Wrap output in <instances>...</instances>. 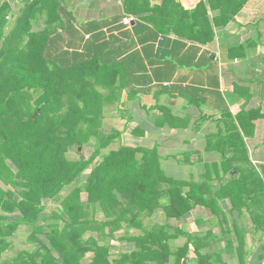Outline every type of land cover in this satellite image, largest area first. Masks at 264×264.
I'll list each match as a JSON object with an SVG mask.
<instances>
[{
    "label": "trees",
    "instance_id": "obj_1",
    "mask_svg": "<svg viewBox=\"0 0 264 264\" xmlns=\"http://www.w3.org/2000/svg\"><path fill=\"white\" fill-rule=\"evenodd\" d=\"M148 1L125 0V9L134 15L149 12L145 20L162 31L174 29L200 42L213 38L205 2L187 10L175 0L153 7ZM218 2L222 16L214 21L225 25L236 2ZM13 4L0 0V257L21 226L34 249L20 250L12 261L0 264H188L190 245L197 264H228L222 251L201 252L211 233L190 234L169 222L144 223L160 209L168 221H180L198 206L227 222L228 213L220 205L224 199L232 203L231 215L246 210L254 231L264 234V166L250 160L234 121H226V136L220 130L214 144L207 146L229 154L221 162L228 179L218 189L211 185V166L200 181L167 176L159 145L120 146L102 154L119 136L102 127L106 102L121 100L126 88V81L116 86L122 65L100 56L74 64L53 60L51 37L63 22L59 1L24 0L18 10ZM41 22L45 26L36 29ZM249 116L238 115L244 131ZM90 143L94 150L87 157L83 148ZM76 146L82 148L78 158L69 157ZM214 168L219 175V165ZM232 169L236 173L230 174ZM48 202L54 205L50 211ZM100 212L103 220L97 217ZM123 225L139 227L144 234L132 237L134 250L113 257L111 244L100 242L115 239ZM233 225L237 245L229 238L226 251L248 264L252 250L246 248V231L236 221ZM176 235H185L187 242L172 250L168 242ZM262 248L261 264L264 244Z\"/></svg>",
    "mask_w": 264,
    "mask_h": 264
},
{
    "label": "crops",
    "instance_id": "obj_2",
    "mask_svg": "<svg viewBox=\"0 0 264 264\" xmlns=\"http://www.w3.org/2000/svg\"><path fill=\"white\" fill-rule=\"evenodd\" d=\"M11 1L15 8L16 3L24 4V0ZM58 1L63 22L51 37L52 59L74 64L100 56L109 64L123 67L116 81V86L127 82L121 100L106 102L104 106L103 131L119 132L109 151L120 146L159 145L160 164L167 176L200 181L211 166V185L218 189L228 179L221 162L229 154L207 146L214 144L220 130L226 136L229 128L226 121H234L242 132L250 160L256 166H264V0H223L236 2L228 12L231 19L225 25L214 21L222 16L218 0H175L187 10H194L205 2L214 34L206 42L182 37L174 29L159 30L145 20L149 12L128 13L125 0ZM163 1L148 2L153 7L162 5ZM129 16L133 20L127 25L124 19ZM41 26H45L43 22L36 29ZM105 91L109 93V89ZM243 112L250 115L244 122L246 131L238 121V115ZM86 149L91 155L94 143L86 145ZM75 150L79 148L76 146ZM214 164L219 165V175ZM90 172L91 167L85 171V179ZM86 199L84 193L83 200ZM220 205L228 213L227 222L221 221L223 216L198 206L180 221H168L160 209L144 223L165 225L169 222L188 232L192 230L193 234L211 233L201 252L222 251L228 264H241L236 255L226 251L229 238L237 245L233 228L236 221L246 231L247 250H252L247 263L261 264L263 233L254 231L248 212H244L243 220L237 211L231 215L229 199L221 200ZM97 217L103 220L104 214L100 212ZM143 234L139 227L123 225L117 230L116 238L110 239L111 255L118 248L122 253L131 252L135 249L132 237ZM186 242L185 235H176L168 243L175 250ZM216 243L220 244L219 249L212 250L211 246ZM188 255L196 258L193 245Z\"/></svg>",
    "mask_w": 264,
    "mask_h": 264
},
{
    "label": "rangeland",
    "instance_id": "obj_3",
    "mask_svg": "<svg viewBox=\"0 0 264 264\" xmlns=\"http://www.w3.org/2000/svg\"><path fill=\"white\" fill-rule=\"evenodd\" d=\"M20 5L22 4L21 2L19 3ZM19 4L18 3H16V9L17 8H19ZM23 5V4H22ZM14 18V17H13ZM13 18L11 19V22L13 21ZM103 113H104V109H103ZM89 145H92V143H90ZM112 145H110V146H108L107 148H104L103 150H102V152H104V153H107V152H109V150H110V147H111ZM81 150H82V148H81ZM83 153L86 155V156H89L90 154V152H88V150L86 149V146L83 148ZM68 155H69V157H71V158H77L78 157V152H77V150H75V147H72L71 149H70V151L68 152ZM101 160V159H100ZM234 171V169H232L231 171H230V174L232 173ZM3 187H4V189H12V188H10L9 186H5V185H3ZM186 190H187V188H185ZM52 206H54L53 204H49L48 203V211L49 210H51V207ZM246 214H247V211L245 210L244 211ZM245 213H243V214H240V219L241 220H243L244 219V217L246 216L245 215ZM0 214H4L3 213V211L2 212H0ZM243 218V219H242ZM247 218V217H246ZM185 230V229H184ZM190 231H192V230H190ZM189 231V233L190 234H193V232H190ZM27 237H28V233H27V230H26V227L25 226H21L20 227V229L15 233V235L10 239L11 240V246L6 250V251H4V253L1 255V257H0V263L1 262H3V261H12L13 260V258L14 257H16L17 256V254H18V252L20 251V250H33L34 248H33V246H32V244H30L29 242H28V240H27ZM264 237V234H263V236H262V238ZM261 240V239H260ZM263 241V240H262ZM112 241H110V240H106V241H104V242H100L101 244H110ZM120 243H123V242H121V241H119ZM119 245V244H118ZM117 245V246H118ZM128 246H130V245H128ZM219 247H220V244L219 243H216V244H213L212 246H211V248H212V250H215V249H219ZM114 248H116L115 246H114ZM123 251H121V249L120 248H118V249H116L115 251H114V257H120V255H121V253H122ZM215 252V251H214ZM192 256H194V255H192ZM192 256H190L193 260V262L191 261V262H189L188 261V264L190 263V264H197V260H196V258L195 257H192ZM189 257V258H190ZM197 257V256H196ZM90 258V257H89ZM87 260L88 259H86L85 260V262H87Z\"/></svg>",
    "mask_w": 264,
    "mask_h": 264
},
{
    "label": "built area",
    "instance_id": "obj_4",
    "mask_svg": "<svg viewBox=\"0 0 264 264\" xmlns=\"http://www.w3.org/2000/svg\"><path fill=\"white\" fill-rule=\"evenodd\" d=\"M132 20H133V18L132 17H126L125 19H124V23L125 24H127V25H130L131 24V22H132Z\"/></svg>",
    "mask_w": 264,
    "mask_h": 264
},
{
    "label": "water",
    "instance_id": "obj_5",
    "mask_svg": "<svg viewBox=\"0 0 264 264\" xmlns=\"http://www.w3.org/2000/svg\"><path fill=\"white\" fill-rule=\"evenodd\" d=\"M79 150H81V147L79 148ZM233 173H236V169H234Z\"/></svg>",
    "mask_w": 264,
    "mask_h": 264
}]
</instances>
